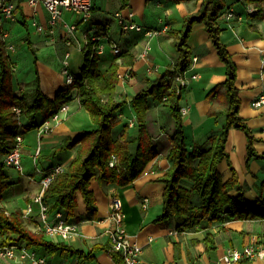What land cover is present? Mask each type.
Segmentation results:
<instances>
[{
	"label": "crops",
	"instance_id": "obj_1",
	"mask_svg": "<svg viewBox=\"0 0 264 264\" xmlns=\"http://www.w3.org/2000/svg\"><path fill=\"white\" fill-rule=\"evenodd\" d=\"M125 1L123 5L124 0H115L114 13L120 11L123 15H127L132 12L134 21L141 23L147 29H156L158 33L149 36L132 30L127 35H120L121 38L116 43L123 56L118 59L119 79L115 88V99H130L137 91L145 87L147 80L154 79L159 71L174 64L178 51L174 44V36L169 33V30H179L183 17L196 12L201 2V0H186V3L172 0ZM15 2V7L20 8L19 11L15 10L16 20L3 19L0 24L2 28H4V21H8L9 24L15 22L14 24L17 25V21L19 19L22 21V15H25L27 19L32 18L46 27L42 32L34 30L29 38L37 52L35 67L41 90L49 97H53L55 92L64 86L61 67L66 52L69 53L68 70L72 74H75V69L81 66L76 59L73 60L70 47L75 46L80 52L86 38L99 28L104 29L103 31L109 36L117 32L116 28H113V32L111 31L110 22L105 19L103 12L109 10L105 0H93L92 16L87 22H78L79 18L74 13L65 11L62 14V21L51 32L47 24L48 12L43 5L39 3L30 5L27 0ZM261 5L263 8L261 17L253 18L246 10L244 0H225L226 8L231 9L234 16L228 20L220 17L219 26L220 37L236 64L235 85L239 90V115L252 131L254 149L264 154V107L255 108L251 105L252 99L264 91V1ZM150 8H154L155 12ZM70 23L77 24L73 33H68L66 28V24ZM164 27L165 30H163ZM34 35L36 38L33 37ZM23 41L24 39L21 42L22 45ZM47 43H51L54 49H46V60H43L40 54ZM187 44L191 57L195 56L197 59L187 68L186 73L189 76L196 73L198 75L190 78L189 84L180 93V105L187 108L186 112L181 114V118L186 139L190 142H203L207 135L218 131L224 121L223 115L210 114L211 111H219L223 105L216 98L207 97V92L225 79V65L220 60L204 23L195 22L191 25ZM53 52L54 55H52ZM81 55H83L82 51ZM113 55L109 49L99 54L97 63L101 70L106 68ZM150 66L156 67L157 71L148 72L147 69ZM170 82L174 85L173 77L170 78ZM149 101L146 127L152 136L157 155L146 163L139 176L129 184L121 186L116 183H99L96 179H92L90 189L94 194L96 208L94 210L86 208L81 196H78V205L71 220L77 224V232L65 243L85 252L91 250L96 244L107 243L110 230L108 220L110 201L113 196H119L124 212L125 231L132 242L141 246V264H225L221 261V256L230 248H242L247 245L264 247V219L225 218L211 221L203 218L199 220L198 225L185 229L176 227L179 223L176 218L155 220L162 210L164 183L159 180V177L171 164L166 158V153L174 126L168 109L151 98ZM66 105L68 109L60 113V120L53 121L48 118L37 128L22 134V153H27L26 157L31 160L32 165L24 167L23 172L19 173L38 185L41 177L47 174L50 168L58 164L65 166L74 157L75 148L59 151L58 147L62 141L74 136L82 129L94 127L88 112L79 104L73 90ZM46 121L47 127L39 145L40 153L34 164L32 155L38 146L37 130ZM135 122V115L130 105H125L112 119L113 136L122 138L125 134L127 138L133 137L136 131ZM124 125L127 128H124ZM246 143L244 132L234 127L229 129L225 149L231 166L237 173L238 185L242 189L240 192L232 188L229 193L231 195L242 193L246 202L254 203L264 192V186H261L264 180V161L252 158L246 164ZM218 169L222 180L232 177V170L226 159L218 163ZM16 172V175H19L18 171ZM15 177H17L15 178L18 180L17 183L3 193L0 201V206L9 212L17 207L21 210L25 208L37 192L36 188L26 201L25 189L22 187L25 182L21 181L19 176ZM144 202L146 207L142 206ZM34 210H37L35 205ZM29 219L28 227L35 231L36 217ZM208 232L213 233L214 247L211 249H207L204 242ZM52 240L60 241L53 238ZM37 250L42 252L41 249ZM47 256L51 257L53 262L76 258L78 264H114L106 251H97L92 260L84 261L74 256L52 254ZM14 263L20 264L16 261L12 262ZM230 264H264V259L244 257Z\"/></svg>",
	"mask_w": 264,
	"mask_h": 264
},
{
	"label": "trees",
	"instance_id": "obj_2",
	"mask_svg": "<svg viewBox=\"0 0 264 264\" xmlns=\"http://www.w3.org/2000/svg\"><path fill=\"white\" fill-rule=\"evenodd\" d=\"M244 1L246 5L254 7L250 12L251 16L260 18L264 0ZM125 3L124 0L123 5ZM224 8L225 0H201L196 12L183 17L179 30H169L174 36L178 51L174 64L158 72L154 79L147 80L145 87L130 99H115V88L119 79L118 59L123 56L120 51L113 55L104 70L98 66L99 55L84 53L83 64L79 72L73 74V82L64 85L53 97H49L40 87L35 67V49L29 35L24 36V41L33 54L32 88L27 96L18 94L12 86V62L0 24V201L3 193L18 181L15 179L16 170L2 162L3 156L14 147L16 135L22 136L25 131L37 128L41 122L50 118L70 99L73 90L79 104L88 112L94 127L82 129L59 145V151L75 148V154L63 170L55 173L44 189L43 200L50 213L59 211L64 219L71 221L79 195L86 208H96L94 194L90 189L92 179L99 183H116L122 186L139 176L146 163L157 155L152 136L146 127L151 98L168 109L174 126L166 153L171 164L159 177L164 183L162 210L155 220L176 218L179 220L176 227L185 229L198 225L203 218L211 221L225 218L264 219V192L254 203L246 202L242 193H229L232 188L240 192L242 190L225 149L229 129L237 128L246 136V164L252 158L264 161V154L254 149L252 131L239 115V90L235 85L236 64L220 37L219 15ZM15 10L19 11V6ZM26 19L22 15V23L27 27ZM195 22L204 23L205 30L225 65L226 75L222 82L207 92V97L216 98L223 105L219 111H211L210 114L223 115L224 121L219 130L207 135L203 142H190L186 139L181 118V96L170 82L176 71L183 72L190 66L187 37ZM125 105H130L135 115V135L127 138L124 134L122 138H116L112 133V119ZM15 108L20 109L19 114L15 113ZM125 125L123 127L127 128ZM222 159H226L232 170V177L225 181L218 169V163ZM261 186H264V180ZM0 241L7 244L22 243L41 249V253L46 255L74 256L82 261L92 260L97 251H106L114 264H124L121 255L111 250L108 242L96 244L85 252L63 241L49 239L42 232L32 231L24 222L19 207L9 212L0 206ZM204 242L207 249L213 248V233L208 232Z\"/></svg>",
	"mask_w": 264,
	"mask_h": 264
},
{
	"label": "built area",
	"instance_id": "obj_3",
	"mask_svg": "<svg viewBox=\"0 0 264 264\" xmlns=\"http://www.w3.org/2000/svg\"><path fill=\"white\" fill-rule=\"evenodd\" d=\"M16 0H0V22L2 20H16L15 6ZM241 1V0H238ZM30 5L37 3L44 6L48 12V30L50 32L54 27L62 21V14L65 11H69L75 14L79 18L78 22H87L90 20L93 11V0H27ZM246 10L252 12L254 7L250 4L246 5ZM114 16L120 26V32L140 31L145 35L157 34L156 29H147L142 24L137 23L132 19V12L127 15H123L120 11L114 13ZM234 16L233 12L229 8H224L219 15L225 19H230ZM31 25L37 32H42L46 27L36 20H32ZM68 33H73L76 28V23L66 24ZM166 28L164 27L163 30ZM3 39L7 36V32H3ZM110 36L107 32L96 29L85 40L84 46L81 48L82 53H88L93 56L95 54H102L105 50L104 42L107 40L110 42ZM90 42V43H89ZM69 45V42L67 43ZM110 50L113 54L119 53L120 49L116 42L109 43ZM8 50H13L14 47L11 44H7ZM69 53L64 54V60L62 65V73L64 75V85H69L73 82V74L68 70L67 58ZM195 56L191 57L190 65L196 60ZM148 72H156V67H148ZM187 69L183 72L176 71L174 79V87L176 92L181 93L182 89L187 87L189 80L192 77H196L198 74L187 75ZM251 105L255 108L264 107V91L260 92L255 98L252 99ZM68 109L66 103L62 104L57 112H55L50 119L53 121L60 120V113L66 112ZM15 113L19 114L20 109L15 108ZM187 108L181 106V113L186 112ZM47 121L40 126L37 130L38 146L32 155L34 164L40 153V141L44 130L46 129ZM16 142L13 148H11L2 159L5 166L12 168L18 172L23 171L21 164V157L23 152V138L20 134L16 135ZM112 164V162L110 163ZM64 165L58 164L49 169L47 174L41 177L40 186L37 192L31 197L29 202L23 208L22 216L24 217H36L37 227L36 230L42 232L46 237L50 239H57L63 242H68L72 236L77 232V224L72 221H67L63 218L62 214L58 211L50 213L47 205L43 200V192L55 173L63 170ZM34 205L37 206V210H34ZM146 207V202L142 205ZM124 212L122 207V201L119 196H113L110 201V211L108 220L110 222L108 243L111 250L118 252L124 264H141L140 253L141 246L136 242H132L128 234L125 231L123 225ZM261 258L264 259V247L261 245H247L242 248H230L221 256V261L225 264L237 262L242 258ZM8 259L16 261L20 264H78V260L63 259L59 262H53L51 257L46 254H40L35 248L28 247L22 243H2L0 241V260Z\"/></svg>",
	"mask_w": 264,
	"mask_h": 264
},
{
	"label": "rangeland",
	"instance_id": "obj_4",
	"mask_svg": "<svg viewBox=\"0 0 264 264\" xmlns=\"http://www.w3.org/2000/svg\"><path fill=\"white\" fill-rule=\"evenodd\" d=\"M105 1H107L108 5L106 7L109 9V10H106L103 12L104 15L106 16L105 19L108 22H110L112 32L114 31L113 28H116V30H117V32H113L112 35H110V37H111L110 42H117L121 38L120 35H127L132 31L124 32V33L120 32V26L118 25V23L115 19V16L113 14L114 9H115V5H114L115 0H105ZM182 1H185V3L187 2L186 0H182ZM159 9L161 10L162 8H159ZM150 10H153V12H155L154 8H150ZM31 21H32V18H29L26 20V23L28 24V28L22 23L23 21H21V19H19L17 21L18 22L17 25L14 24L15 22L9 24L8 21H4V28H3V31L7 32V36L4 38V40L6 41V45L11 44L14 47V49L12 51H10V53H9L10 54V60L12 62V73H11V75H12L11 76L12 86L18 94L22 93L25 96L29 95V92L32 88L31 81L34 77L33 54L28 49L25 42L23 41V45L21 42L24 39V36H26V35H29V37L32 36V33L35 30L34 27L31 26ZM137 23H139V22H137ZM8 30H9V32H8ZM33 37L36 38L35 35ZM58 38L59 37L57 36L56 39L58 40ZM110 42L107 40L104 42L105 50L106 49L110 50V47H109ZM46 49L53 50L54 46L51 43H47L45 45V49H43L41 54H40L41 55L40 57L43 60H46L45 59ZM70 52L72 53L73 60L76 59L80 63V65H82L83 64V55H81V51L79 52V50H77L75 46H72V47H70ZM50 54H51V52H50ZM35 55L37 56L36 51H35ZM52 55H54V52ZM50 58H52V57H50ZM54 58H55V56L53 57V59ZM53 59H52V62L54 61ZM63 60H64V56H63L62 61ZM62 65H63V62H62ZM61 70H62V67H61ZM76 72H79V68L75 69V73ZM159 72H162V71H159ZM26 154L27 153H25V154L22 153V157H21V164H22L23 169H24V167H28V166L32 165V162H30L31 160L27 159ZM26 163H27V165H26ZM22 172H20V173H22ZM20 173H19V175H16V176H19L21 178V181L25 182L24 186L22 185V187L25 189L24 199L26 200V198H28L31 194H33V192H34V190H36V188H37V190L39 189L38 186H40V181H39V185H38L34 181H31L29 178H24V176H21ZM36 185H38V186L35 187ZM22 217H23L24 222L28 226V224L30 223V219H29L30 217H24V216H22ZM35 231L40 232V231H37L36 229H35ZM37 251L40 254H42L39 250H37ZM12 262H13L12 260H8V259L0 260V264H12Z\"/></svg>",
	"mask_w": 264,
	"mask_h": 264
}]
</instances>
